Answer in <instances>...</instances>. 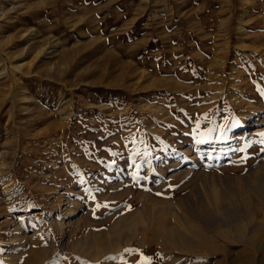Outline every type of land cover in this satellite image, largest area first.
<instances>
[{
  "label": "rangeland",
  "instance_id": "obj_1",
  "mask_svg": "<svg viewBox=\"0 0 264 264\" xmlns=\"http://www.w3.org/2000/svg\"><path fill=\"white\" fill-rule=\"evenodd\" d=\"M156 262L264 264V0H0V264Z\"/></svg>",
  "mask_w": 264,
  "mask_h": 264
},
{
  "label": "bare ground",
  "instance_id": "obj_2",
  "mask_svg": "<svg viewBox=\"0 0 264 264\" xmlns=\"http://www.w3.org/2000/svg\"><path fill=\"white\" fill-rule=\"evenodd\" d=\"M192 227V226H191ZM171 236V235H170ZM206 237V236H205ZM155 239V238H154ZM171 239L173 240V237L171 236ZM205 240H206V238H204ZM169 240V239H168ZM211 241V240H210ZM205 242V241H204ZM203 242V243H204ZM207 242H209V240L207 241ZM141 243V242H140ZM174 243H175V245H178V244H176L177 242L174 240ZM179 243V242H178ZM150 251V253H151V250H148V252ZM209 251H211V250H209ZM217 252H219L220 254H224L225 252H226V250L225 249H222L221 247H216V249L215 250H212L211 252H207V250L206 251H204V254L205 255H214V254H216ZM224 257H225V255H224ZM155 264H157V262L155 263Z\"/></svg>",
  "mask_w": 264,
  "mask_h": 264
}]
</instances>
